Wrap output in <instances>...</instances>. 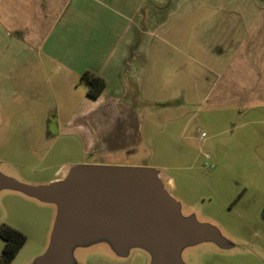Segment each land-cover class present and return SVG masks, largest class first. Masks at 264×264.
<instances>
[{"label":"rangeland","instance_id":"374dc122","mask_svg":"<svg viewBox=\"0 0 264 264\" xmlns=\"http://www.w3.org/2000/svg\"><path fill=\"white\" fill-rule=\"evenodd\" d=\"M181 4L180 13L164 18L166 37L179 26L183 43L191 36L188 6L264 5V0ZM214 13L207 19L197 14L195 30L213 20ZM157 38L154 28L148 37L150 54L156 53ZM109 40L102 28L95 51L105 56L130 46ZM0 50V226L26 237L10 264H43L58 207L2 182L37 188L64 178L81 164L157 171L181 216L212 227L226 241L224 246L204 241L183 248L181 264H264V109L242 107L236 99L219 104L208 100L214 76L207 71L205 56L178 55L165 45L163 60L158 62L154 55L133 61L138 85L128 80L126 67L122 97L106 93L107 101H131V119H116L114 109L103 105L97 108L99 119H78L91 86L81 78L70 83L73 61H54L50 70L44 54L89 51L55 41L38 48L6 43ZM22 53L35 54V59L20 63L17 55ZM110 245L104 238L78 241L68 264H156L147 249L131 246L121 254ZM3 247L0 238V255Z\"/></svg>","mask_w":264,"mask_h":264},{"label":"crops","instance_id":"0c3cea01","mask_svg":"<svg viewBox=\"0 0 264 264\" xmlns=\"http://www.w3.org/2000/svg\"><path fill=\"white\" fill-rule=\"evenodd\" d=\"M181 1L0 0V44L15 43L38 48L55 41L89 51L61 56L51 52L44 54L50 70L52 63L60 59L75 63V70H71L69 74L72 76L69 80L72 84H76L86 72L105 81V88L97 98L89 96L83 100L84 105L77 113L78 119H99L97 108L100 105L114 109L112 115L116 119H131L128 110L131 108V101H107L106 93L111 91L116 97H122L127 85V78L122 75L126 67L129 69L128 80L131 84L138 85V81L132 76L133 61L142 58L148 61L150 56L155 55L159 62L165 57V45L177 51L178 55L185 56L189 53L193 57L207 58V71L214 76L208 91V100L219 104L236 99L242 107L264 109V5L188 6L192 37L182 43L178 36L179 26L173 35L166 37L164 18L166 15L180 13ZM183 5L185 10L186 5ZM213 12V20L197 32L193 26L196 15L204 14L207 19ZM102 28L108 31L111 43L130 45L128 49L105 56L95 51ZM154 28L158 30V42L156 53L150 54L147 48L148 37L153 35ZM198 33L204 37H199ZM133 42L136 46L129 51ZM176 44L183 45V49ZM34 55L22 53L17 56L21 63L31 59L33 61ZM175 58L173 55L172 59ZM101 61L105 62L102 64ZM47 64H43L45 69ZM52 75L53 72L50 76ZM59 179L62 178L55 180Z\"/></svg>","mask_w":264,"mask_h":264},{"label":"water","instance_id":"95a60500","mask_svg":"<svg viewBox=\"0 0 264 264\" xmlns=\"http://www.w3.org/2000/svg\"><path fill=\"white\" fill-rule=\"evenodd\" d=\"M23 189L58 207L43 264H68L78 241L104 238L115 251H150L156 264H181L183 248L204 241L226 245L219 231L183 218L159 173L151 169L77 165L62 179Z\"/></svg>","mask_w":264,"mask_h":264},{"label":"trees","instance_id":"16d2710c","mask_svg":"<svg viewBox=\"0 0 264 264\" xmlns=\"http://www.w3.org/2000/svg\"><path fill=\"white\" fill-rule=\"evenodd\" d=\"M81 81L91 86L88 95L97 98L105 88V81L88 72L84 73ZM0 238L4 242V247L0 255V264H10L26 241V237L18 230L7 226H0Z\"/></svg>","mask_w":264,"mask_h":264},{"label":"flooded vegetation","instance_id":"af4514ba","mask_svg":"<svg viewBox=\"0 0 264 264\" xmlns=\"http://www.w3.org/2000/svg\"><path fill=\"white\" fill-rule=\"evenodd\" d=\"M46 128L48 129V125H47V124H46ZM49 131H50V130H49ZM49 131H48V132H49ZM50 132H51V131H50ZM50 135L52 136V134H50ZM50 135H49V137H51ZM86 264H94V263H93V260H89V261L86 262Z\"/></svg>","mask_w":264,"mask_h":264},{"label":"built area","instance_id":"2783aa9c","mask_svg":"<svg viewBox=\"0 0 264 264\" xmlns=\"http://www.w3.org/2000/svg\"><path fill=\"white\" fill-rule=\"evenodd\" d=\"M206 137V134L205 133H202L201 134V138H205Z\"/></svg>","mask_w":264,"mask_h":264}]
</instances>
